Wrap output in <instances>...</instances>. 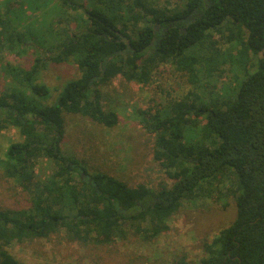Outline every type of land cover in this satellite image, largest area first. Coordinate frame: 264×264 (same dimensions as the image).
<instances>
[{
  "label": "trees",
  "instance_id": "obj_1",
  "mask_svg": "<svg viewBox=\"0 0 264 264\" xmlns=\"http://www.w3.org/2000/svg\"><path fill=\"white\" fill-rule=\"evenodd\" d=\"M33 1L36 9L45 5ZM79 1L62 0L65 13V7L82 12L83 27L71 29L68 16L65 34L56 31L60 19L18 31L0 14V44L26 46L28 37L36 44V33L45 31L55 39H39L30 65H6L15 83L0 93V134L15 128L23 139L11 141L0 168L30 203L0 207V264H23L8 250L12 241L60 231L83 244L160 233L186 202L214 187L225 206L234 204L235 217L205 241L198 262L182 256L170 264H264V0ZM70 62L79 74L66 80L53 103L44 102L51 88L41 72ZM164 63H180L194 85L161 109L140 112L157 134L155 158L171 183L133 187L65 152V115L116 126L118 113L104 108L101 87L118 75L148 82ZM229 64L243 75L222 89L197 85L200 73L222 75ZM43 159L54 168L38 178Z\"/></svg>",
  "mask_w": 264,
  "mask_h": 264
},
{
  "label": "rangeland",
  "instance_id": "obj_2",
  "mask_svg": "<svg viewBox=\"0 0 264 264\" xmlns=\"http://www.w3.org/2000/svg\"><path fill=\"white\" fill-rule=\"evenodd\" d=\"M40 1V4L45 1V5L36 9L33 0L31 3L27 0H0V14L7 13V17L12 18V26L18 31L35 30L36 27L45 29L50 22L60 19L55 25L58 28L56 31L65 34L64 22L68 16L71 29L83 27L81 24L82 27H78L81 10L73 11L65 7V13L62 0ZM79 2L84 3L85 0ZM159 2L164 3V0ZM41 33H36V44L31 42L30 37L26 46L11 49L9 45L0 44V93L9 90V86L15 83L14 77L6 70L7 63L26 67L39 54L35 47L41 45L39 39H46L47 44L54 42V32L45 31L43 37ZM213 33L219 39L220 35ZM221 47L228 50L231 45L222 43ZM230 65L225 66L222 75L200 73L197 85L222 89L234 82L235 77L243 73L237 68L229 69ZM78 74V66L73 62L49 65L40 75L51 88V94L44 97V102L53 103L58 97V89L64 87L68 78ZM186 74L180 63H164L145 83L128 81L121 75L114 77L101 87L102 103L106 110L117 111L118 124L106 127L82 115H65L66 132L62 143L65 152L85 160L91 171L102 170L133 187L147 185L157 188L162 183H171L172 180L155 158L157 134L149 131L145 123L147 118L140 112H155L171 100L186 95L194 87ZM22 139L15 128L3 130L0 134V160L5 157L4 151L11 141ZM53 168L50 161L43 159L36 166V175L46 178ZM3 169L1 165L0 207H26L30 203L29 194L7 177ZM225 205L219 200L214 187L207 194L186 202L182 210L172 217L169 227L157 234L127 232L126 237L110 243L83 244L68 240L60 231L23 242L12 241L8 250L23 264H170L182 256L190 262H198L206 255L205 241H210L235 217L234 204L229 202L228 206Z\"/></svg>",
  "mask_w": 264,
  "mask_h": 264
},
{
  "label": "water",
  "instance_id": "obj_3",
  "mask_svg": "<svg viewBox=\"0 0 264 264\" xmlns=\"http://www.w3.org/2000/svg\"><path fill=\"white\" fill-rule=\"evenodd\" d=\"M127 42L129 43V41L127 40Z\"/></svg>",
  "mask_w": 264,
  "mask_h": 264
}]
</instances>
